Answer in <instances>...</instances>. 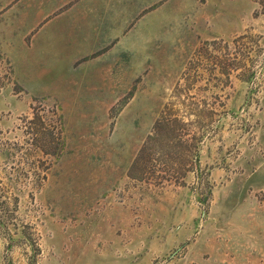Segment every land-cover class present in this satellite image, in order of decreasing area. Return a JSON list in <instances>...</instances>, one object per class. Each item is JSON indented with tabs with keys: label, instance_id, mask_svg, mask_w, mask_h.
Listing matches in <instances>:
<instances>
[{
	"label": "rangeland",
	"instance_id": "rangeland-1",
	"mask_svg": "<svg viewBox=\"0 0 264 264\" xmlns=\"http://www.w3.org/2000/svg\"><path fill=\"white\" fill-rule=\"evenodd\" d=\"M92 1L0 0V264H264V0Z\"/></svg>",
	"mask_w": 264,
	"mask_h": 264
},
{
	"label": "crops",
	"instance_id": "crops-1",
	"mask_svg": "<svg viewBox=\"0 0 264 264\" xmlns=\"http://www.w3.org/2000/svg\"><path fill=\"white\" fill-rule=\"evenodd\" d=\"M86 1L88 0H22L21 6L27 8L23 14L27 18H66L65 15H62V8L83 7L86 5ZM90 4L95 10L101 7V3L94 2V0ZM95 10H92V13ZM77 14L78 18H86L90 12L80 11Z\"/></svg>",
	"mask_w": 264,
	"mask_h": 264
}]
</instances>
